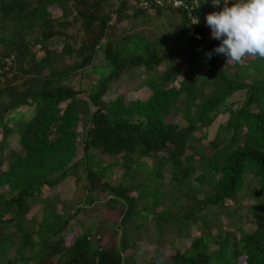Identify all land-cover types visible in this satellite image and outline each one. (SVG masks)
Listing matches in <instances>:
<instances>
[{
  "label": "trees",
  "instance_id": "1",
  "mask_svg": "<svg viewBox=\"0 0 264 264\" xmlns=\"http://www.w3.org/2000/svg\"><path fill=\"white\" fill-rule=\"evenodd\" d=\"M138 3L0 0V167L5 166L0 171V264H137L139 242L129 233L142 234L147 224L157 232L148 243H157L166 231L176 241L190 239L188 250H176L169 258L172 264H264L262 202L250 210L253 231L226 226L223 236L213 233L218 211L236 215L227 211L228 203L238 206L245 176L258 181L264 195V59L229 65L214 53L208 60L205 53L220 41L211 38L205 17L220 9L202 0L196 25L180 11L165 9L178 15L184 47L132 32L115 36L112 30L123 22L147 17ZM54 6L61 15L53 19L48 9ZM161 12L153 9L154 16ZM74 25L75 32H69ZM57 36L66 42L52 50L46 42ZM139 44L141 54L130 55L129 48ZM102 46L108 67L103 77L94 64ZM37 51L43 53L40 60ZM64 56L72 64L57 70ZM8 58L13 60L7 68ZM89 66L94 82L80 89L69 84L84 78ZM131 68L143 69L141 86L149 97L127 100L118 94L110 99V87ZM184 74L197 80L179 81ZM176 110L195 122L185 127L168 122ZM219 117L223 121L213 140L202 146L200 138ZM12 136L18 138L17 150L7 148ZM150 158L154 166L137 178L135 166ZM113 168L121 173L116 185L110 183ZM206 169L213 176L206 177ZM71 176L76 184L84 181L86 199L94 207L74 206L72 215H57L43 191ZM37 203L42 204L40 219L36 211L27 218ZM103 210L110 214L104 216ZM82 212L90 215L86 230L80 228L63 245L61 234L71 232L72 224L79 226ZM13 226L15 248L13 237L3 234Z\"/></svg>",
  "mask_w": 264,
  "mask_h": 264
},
{
  "label": "rangeland",
  "instance_id": "2",
  "mask_svg": "<svg viewBox=\"0 0 264 264\" xmlns=\"http://www.w3.org/2000/svg\"><path fill=\"white\" fill-rule=\"evenodd\" d=\"M143 0H139V3ZM229 2H232L230 0ZM129 10L132 9V3H128ZM50 14L52 15V18L60 17L61 11L56 7H50L48 9ZM149 14H146L147 17H142V22H140L139 19H133L131 22H123L121 25H118L114 30H112L113 34L115 36H127V33L132 32L131 34H138L143 35L149 38H163L168 44L172 45L173 48H176V46L181 45V47L185 46V43L183 42L182 37L179 34V17L176 14H172L169 10H162L161 14L159 16H154L153 10L148 9L147 10ZM130 12V11H129ZM114 18V16H113ZM144 21V22H143ZM132 28V30L129 31V29ZM76 29V26H71L69 28V32L74 33ZM210 34V32H209ZM81 39V36L75 37V40L77 41V45L79 43V40ZM66 40L63 37H53L52 39L48 40L46 42V45L50 47L52 50L56 49L59 50L61 46L65 44ZM143 48L142 44H139L137 47L129 48V54L135 55L141 54V49ZM141 50V51H139ZM103 52V46L100 48L99 51H97L96 58L94 61V64L99 66V76L103 77L108 72V67L106 66L107 63L104 59ZM143 55L151 56L152 54H149L147 51L142 52ZM43 57V53L41 51H37L36 59L40 60ZM253 57L247 58V60H251ZM69 57L64 56L63 59L58 61L55 64V67L57 70H62L65 67L72 64V62L69 61ZM181 62H179L180 64ZM229 64V63H228ZM222 65V63L220 64ZM232 65V64H229ZM187 64L183 63V68H186ZM131 68L124 76L123 80L119 81L117 84H113L109 89V98L113 99L118 94H124L125 98L127 100H135L139 99L142 101H145L149 97V91L146 87L141 86V81L144 79V73L143 69H136ZM160 72L164 71V68L159 69ZM93 68L88 67L85 70L82 71V77H78L75 80L71 81L69 84L75 87L76 89L84 88L87 85H89L91 82H94L96 77L92 73ZM180 80H192L196 81L197 78L195 75H181L179 77ZM177 86V84H174ZM168 122H171L178 127H185L189 124L194 123L193 118H189L185 116L183 113L179 111H174L170 115L167 116L166 119ZM223 121V117H219L218 120L214 123V125L209 128L208 130H205V137L200 138V144L202 146H207V144L213 140L214 135L216 133V129L219 123ZM82 126V123L80 124V127ZM78 128V130H81V128ZM7 148H10L12 150L19 149L18 145V138L15 136H12L8 138L7 140ZM189 154V153H188ZM143 162H145V165L143 166ZM141 162L136 168V177L139 178L142 175H145L147 171H150L151 168L154 166L155 158H150L145 161ZM5 166L0 167V171L4 169ZM114 175L110 178V183L113 185L117 184V178L120 177L121 173L118 171L117 168H113ZM206 177L213 176V171L211 169L205 170ZM169 177L165 178V183L168 184ZM206 182H209L208 180ZM243 188L240 190L237 194V204L238 206H234L232 202L228 203V206L230 207L227 211H234L236 212L234 217H228L224 215L225 210L218 211V219L214 222L217 225V232L216 230H213V233H220L222 236L224 235V229L223 227L231 226V227H240L244 232H251L255 229V218L250 213V210L252 207L257 206L260 202H262V205L264 206V195H261L258 192V181L252 179L249 175L244 177L243 181ZM83 184L84 181H80L76 184L75 182V176L69 177L65 182H63L61 185L56 186L52 190H44L42 194V198H48L53 203L55 213L57 215H63V216H70L74 212V206H84L85 208H93L94 205L90 204L86 199V193L83 190ZM206 184V183H205ZM208 185L203 188L204 190H208L206 188ZM76 204V205H75ZM42 204L37 203L32 211L28 214L27 218H29L34 211L36 213H39V209L41 210ZM239 210V211H238ZM242 212V213H241ZM99 213V212H97ZM103 215L108 216L110 213H108L106 210H103ZM211 215L214 213V210H212ZM38 216V220L41 217V213ZM7 215H4V218H6ZM90 218V215L86 212L85 214L82 212L77 216V219L79 220V226H75L76 224H72L73 230L71 232H64L61 234L60 239L62 241L63 245L69 244L74 234H77L80 231V228H84L86 230V220ZM171 223L173 219H169ZM73 223V222H72ZM82 226V227H81ZM24 228H29L30 225L26 224L23 226ZM16 228L13 226L10 230H5L3 234L10 235L14 239V248L18 245V234L16 233ZM191 234L195 235V232H191ZM129 236L131 239H135V242H139V248L136 251V262L137 264H159L160 262H164L165 264H172L169 260V258L174 254L176 250L184 249L188 250L190 246V239H183L182 241H176V235L173 233H168L167 231L163 234V236L157 241V243H148L147 238L151 239L152 241L157 238V232H154V230L147 224L144 228L143 233L140 232H133L129 233ZM107 239V238H106ZM132 252V249H129L125 252L124 255H128Z\"/></svg>",
  "mask_w": 264,
  "mask_h": 264
},
{
  "label": "clouds",
  "instance_id": "3",
  "mask_svg": "<svg viewBox=\"0 0 264 264\" xmlns=\"http://www.w3.org/2000/svg\"><path fill=\"white\" fill-rule=\"evenodd\" d=\"M211 3L219 6L222 0ZM205 20L211 38L220 41L205 53L208 60L214 53L235 65H244L249 57L264 59V0H232L231 6L229 0H223L222 9L208 13ZM192 24H199V19Z\"/></svg>",
  "mask_w": 264,
  "mask_h": 264
},
{
  "label": "built area",
  "instance_id": "4",
  "mask_svg": "<svg viewBox=\"0 0 264 264\" xmlns=\"http://www.w3.org/2000/svg\"><path fill=\"white\" fill-rule=\"evenodd\" d=\"M201 0H143L140 3H138V7L148 10V9H159V10H165V9H173L180 11L184 14L185 18L192 24L195 23L197 20L196 12L199 9ZM204 4L210 7H215L218 9H222L223 2L219 6H214L211 3V0H208L207 3L206 0H202ZM196 25V24H193ZM12 58L6 59V66L7 68L12 64Z\"/></svg>",
  "mask_w": 264,
  "mask_h": 264
}]
</instances>
